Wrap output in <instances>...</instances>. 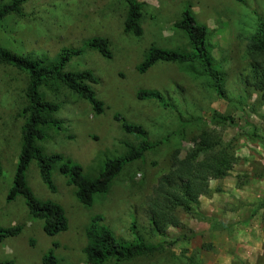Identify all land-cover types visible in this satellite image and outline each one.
Instances as JSON below:
<instances>
[{"label": "rangeland", "instance_id": "374dc122", "mask_svg": "<svg viewBox=\"0 0 264 264\" xmlns=\"http://www.w3.org/2000/svg\"><path fill=\"white\" fill-rule=\"evenodd\" d=\"M131 1L31 0L22 7V15L0 21L2 47L49 60L64 48L83 49L67 70H89L100 81L93 88L105 104L102 115L60 83L41 89L46 100L60 105L53 117L63 122L62 130L45 129L47 139L40 147L46 155L63 154L80 164L86 176H96L106 156L125 152L122 143L141 141L124 132L115 114L142 126L156 144L143 159L126 166L91 209L78 202L76 189L58 166L53 193L33 162L28 185L41 200L61 205L69 221L66 232L47 236L43 222L30 215L22 197L7 201L22 146L28 76L0 65V226L22 227L18 237L0 245V262L42 264L45 253L54 249L59 264H87L86 230L91 219L101 215L103 225L119 240L160 246L153 255L106 264H264V75L255 74L248 53L250 38L264 24V0H136L144 5L141 37L125 30ZM186 5L209 29L222 94L199 62L159 63L145 74L138 71L151 47L189 50L186 34L175 28ZM95 37L109 42L112 59L87 46ZM139 90L159 91L164 103L139 100ZM218 150L235 158L227 176H212L203 186L191 188V200L199 206L191 202L189 211L177 207L171 216L180 226H168L166 235L160 234L153 227L152 212L161 201L162 178L176 162L191 157L198 164ZM213 208L217 221L206 212Z\"/></svg>", "mask_w": 264, "mask_h": 264}, {"label": "trees", "instance_id": "16d2710c", "mask_svg": "<svg viewBox=\"0 0 264 264\" xmlns=\"http://www.w3.org/2000/svg\"><path fill=\"white\" fill-rule=\"evenodd\" d=\"M30 1L11 0L7 4H0V21L12 15H22V7ZM234 1L244 2V0ZM143 8L142 3L132 0L128 9L125 30L135 37H141L144 34ZM175 28L186 34L189 50L174 51L151 47L143 62L138 66V71L145 74L159 63L191 65L199 62L214 80L219 94H222V79L214 67L211 47L208 42V27L199 23L190 6L186 5L182 11L181 20L175 24ZM87 46L97 50L108 60L113 58L110 44L105 38L95 37L88 41ZM83 52V49L64 48L54 60H49L45 57L36 58L15 54L0 45V65L13 67L28 76L25 93L27 105L23 110L25 123L22 128V146L7 201L12 202L18 197H22L30 215L43 222L44 232L49 237L66 232L69 221L61 205L50 200H41L28 185L27 173L33 162L38 167L42 182L53 193L57 191L54 183V170L58 166L60 174L67 179V184L76 189L75 195L78 202L85 208L91 209L95 205L97 197L109 193L113 181L126 166L143 159L146 153L156 148V144L148 139L147 132L142 126L130 123L122 115L115 114L114 119L121 123L124 132L140 138L141 141L138 145L122 143L126 149L125 152L115 156H106L101 171L96 176H86L80 164L67 159L63 154L46 155L43 152L40 143L47 139L45 129L62 130L63 128V122L53 117L61 107L42 96L41 89L44 86L60 83L87 101L97 115H102L105 111V104L99 100L93 88L100 82L96 75L89 70L77 72L67 70L71 60L81 56ZM248 53L255 74L257 76H259L258 73L264 75L263 23L260 24L257 33L250 38ZM137 98L142 101L164 103L161 93L156 90H139ZM209 145L210 143L206 142L204 146L210 147ZM227 147L230 149L231 145L229 144ZM194 160V158L187 157L185 160L176 162L170 173L164 176L160 182L159 198L161 201L153 205L155 210L152 212V224L164 236L168 226H180V222L171 216L173 211L179 206L190 210L191 202H193L189 195L190 189L203 186L212 176L226 177L229 165L235 161V158L231 157L228 151L218 150L214 152L213 157L201 163L195 164ZM2 176L3 169L0 162V183ZM193 204L196 207L199 206L198 201H194ZM103 221V216L95 215L86 230L88 243L84 249V255L87 264H106L109 261L121 263L153 255L160 250V246L146 244L140 239L135 243L119 240L110 228L103 225ZM21 233V226L8 228L0 226V245L7 239L18 237ZM56 246L54 245V247ZM190 262L192 263V261ZM0 264H13V262L5 261ZM42 264H59L54 249L45 253Z\"/></svg>", "mask_w": 264, "mask_h": 264}, {"label": "crops", "instance_id": "0c3cea01", "mask_svg": "<svg viewBox=\"0 0 264 264\" xmlns=\"http://www.w3.org/2000/svg\"><path fill=\"white\" fill-rule=\"evenodd\" d=\"M213 200H215V199H212V202H213ZM211 201V200H210ZM215 202V201H214ZM214 204V203H213ZM203 205V204H202ZM203 207V206H202ZM209 215L208 216H211L213 219H215L216 221H217V219L215 218V215L217 214V212H216V209L215 208H213V209H211V210H207L206 211ZM214 216V217H213Z\"/></svg>", "mask_w": 264, "mask_h": 264}]
</instances>
